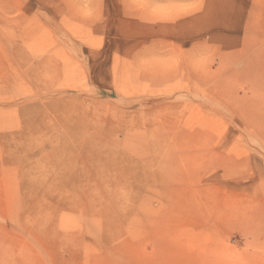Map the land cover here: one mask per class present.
Listing matches in <instances>:
<instances>
[{"label":"rangeland","instance_id":"374dc122","mask_svg":"<svg viewBox=\"0 0 264 264\" xmlns=\"http://www.w3.org/2000/svg\"><path fill=\"white\" fill-rule=\"evenodd\" d=\"M0 264H264V0H0Z\"/></svg>","mask_w":264,"mask_h":264},{"label":"bare ground","instance_id":"6f19581e","mask_svg":"<svg viewBox=\"0 0 264 264\" xmlns=\"http://www.w3.org/2000/svg\"><path fill=\"white\" fill-rule=\"evenodd\" d=\"M253 57L255 59L258 58V54ZM147 134L151 138H148ZM154 135L155 133L146 130L144 131L142 135L139 134V138L137 141L135 142L131 141L132 143L131 142L129 143H131V146L135 147L136 149H139L140 153L141 152L143 153L144 150L140 151V149L141 148L143 149V147L145 148L149 147L150 149H155L156 147L157 154H155V157L157 158V165L159 169L157 172L154 173V175H151L150 172L146 174L147 176L154 178V181L156 183L158 182L157 184L159 188L161 189H163V186L167 184L168 182H173V184L176 186L177 181L180 182L183 179L190 177L191 172L189 170L193 169L195 167L194 165H200V164L203 165L207 163L212 164L215 161V160L208 159L206 155H204L205 151L202 150L201 148H197V150L186 149L185 146H182L177 141H172L171 143L167 142L165 144L157 143L155 139L156 137ZM78 137H80L79 134L72 135L69 139L71 144L74 147H80V145L82 146L85 144V141L82 142V140L78 139ZM127 141H130V140H127ZM66 144L64 145L63 139H59L56 144L51 143L50 146L51 148H55V147H58L59 149L61 148L59 152H57L58 155H61L62 152H67L70 150V147ZM189 151L191 152L190 154H189ZM144 152H146V149ZM169 166H172V170L168 168ZM18 176H19L18 172L16 171L12 176L9 177L11 179L10 181L7 180V182L1 183L3 187V191L2 190L1 191L2 193H4L6 200H8L10 207L14 209L12 210L13 213L9 212L11 215L16 214V213L18 214V212H20L19 209H21V207L23 206L22 204L20 205V202L21 201L24 202L23 196L25 195V193H24V190L20 188L21 182L17 180ZM48 177H50L48 173H42L41 177H38L37 175L35 177V181L32 186L33 187L43 186V188L45 189L44 192L51 191V189L47 188V186L52 188V183L51 182L49 183L46 180ZM57 188H59V186ZM162 191L159 190L158 193L155 191H152L151 197L154 199H157V197H159V200L163 201L165 198L163 197L164 195L162 194ZM21 259H29V258L24 256Z\"/></svg>","mask_w":264,"mask_h":264}]
</instances>
